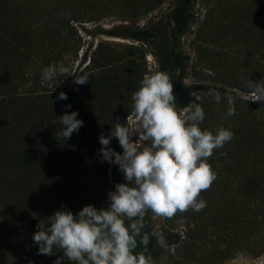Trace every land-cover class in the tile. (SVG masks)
<instances>
[{
    "label": "trees",
    "instance_id": "16d2710c",
    "mask_svg": "<svg viewBox=\"0 0 264 264\" xmlns=\"http://www.w3.org/2000/svg\"><path fill=\"white\" fill-rule=\"evenodd\" d=\"M163 1L53 0L46 4L41 0L40 4L38 0H23L14 9L9 8L14 21L9 33V4L0 0V264H54L57 257L63 256V250L58 247L53 248L52 255L37 254L33 235L38 231L37 224L57 210L72 211L66 197L69 173L81 174L92 155H83L79 146L78 157H73L69 138L56 137L61 125L55 118L65 111L70 113L71 108L78 110L83 121L88 120L93 127L89 128L90 132L81 127L76 136L81 141L88 137L84 139L96 148L100 134H106L117 116L111 114L117 108V101L126 97L124 101L130 113L132 93L139 88L134 81L135 73H131L137 67L134 60L118 59L99 51L82 68L90 75L88 82L76 85L74 91L65 89L67 100H56L57 93L35 81V65L44 69L54 62H65L67 55L69 61L73 60L74 69L82 48L75 24L99 21L110 15L139 19ZM194 2L182 0L172 14L168 34L162 33V29L141 28L103 32L155 44L161 71L167 72L173 81L178 109L188 107L186 102L179 104L180 96L187 91H220L200 84L187 87L179 77L187 71L190 57L178 50L177 42L190 29ZM251 13L244 17L247 20L241 30V41H245L234 44L233 57L242 56V61L252 67L257 83L264 80V0L263 6ZM161 45L167 50L162 52ZM86 60L87 53L82 55L78 68ZM246 92L254 93L251 86ZM234 106L232 116L225 115L227 108H219L217 119L207 126L213 132L225 127L235 134L230 142L214 150L208 162L216 172L215 180L233 179L236 191L243 196L234 223L240 215L245 218L247 226L242 234L250 241L260 228L263 227L264 233V100L250 98L243 102L244 107L236 102ZM215 180L208 189L215 185ZM153 230L151 221H146L150 254L156 243V238L151 236ZM232 230L238 233L237 227ZM69 263L73 264L67 259L61 261V264Z\"/></svg>",
    "mask_w": 264,
    "mask_h": 264
},
{
    "label": "rangeland",
    "instance_id": "374dc122",
    "mask_svg": "<svg viewBox=\"0 0 264 264\" xmlns=\"http://www.w3.org/2000/svg\"><path fill=\"white\" fill-rule=\"evenodd\" d=\"M21 1L23 2V0H7L9 33L14 24L9 8L14 9L15 4ZM40 1L38 0V3ZM42 1L46 4L53 2V0ZM181 2L182 0H164L162 5L139 19L110 15L99 21L75 24L82 39V48L74 70L81 71L89 63L91 57L102 51L118 59L134 60L137 67L135 70L131 69V73H135L134 81L140 86V81L146 73L161 71L157 56L159 49L152 42L138 41L123 36H109L103 32L116 28H141L162 29V33L168 34L172 26V14ZM261 6H263V0H195L192 5L190 29L177 42L178 50L190 57L187 71L179 77H182V82L187 87L200 84L220 89V91H187L180 96L179 104L186 102L188 107L185 109L189 110L195 107V104H189L199 102L196 97L200 98L206 113L204 121L200 124L202 129L207 128L208 124H212L217 119L219 108H228V95L232 96L234 103H238L241 108L244 107V101L258 98L254 96V93L246 92L251 86V81L256 82L252 67L242 61V56L233 57V52L235 45L245 41H241L243 22L247 20L244 17L251 16V12ZM166 48L163 45L161 51L164 52ZM85 53H87V60L78 68L82 55ZM65 57L64 63L72 66L73 60L69 61L67 55ZM206 69H210L214 75H209ZM34 70L37 74L35 81L38 80L40 87L51 89L57 95L65 89L75 90L76 84L73 80L79 73L68 77L58 76L57 80L51 83H42L43 69L35 65ZM217 92L221 94L219 103L215 99ZM124 100L127 98L122 97L118 100L117 108L113 110V113L111 111V114L117 116L112 119L106 134L116 123H127L132 130L133 140H136L139 125L134 119L133 109L128 113L129 108H126L127 102ZM74 110L75 108H71L70 112ZM82 116L79 113L77 118L82 119ZM89 124L90 122L86 120L82 127L88 128L90 132L89 128L93 126ZM78 132H74L69 138V147L72 148L70 154L78 157L80 146L84 151L83 155L88 153L92 157L89 160L90 163L88 162L85 169H82L81 174L76 171L69 173V191L66 192V197L69 198V206L74 215L89 204L97 209L106 208L111 203L108 200V192L115 190L117 183L127 182L118 165L102 162L100 152L102 145L99 143L100 145L94 148V145L84 139L88 138L86 136L82 141L79 140L76 136ZM143 146L142 143L141 147ZM109 147L117 152H123L118 138H113ZM234 190L235 193H233ZM200 198L206 201V207L199 212L189 208L185 212H177L173 217L168 218L156 216L150 213V210H146L145 222L151 221L154 229L163 233L168 245L167 248L162 247L156 240L151 254L153 264H264L263 227L256 231L250 241H246L242 234L243 228L247 226L245 218L240 215L236 217L237 220L234 223L237 206L240 204L242 207L244 199L236 191L233 179L228 177L216 179L212 188L201 191L198 199ZM136 219L138 218H133V220ZM130 222L125 221L126 224ZM234 226L237 227L238 233L232 230ZM143 232L145 228L142 234ZM139 240L140 237H137L138 247L135 250L137 252L143 248Z\"/></svg>",
    "mask_w": 264,
    "mask_h": 264
},
{
    "label": "clouds",
    "instance_id": "9594fccd",
    "mask_svg": "<svg viewBox=\"0 0 264 264\" xmlns=\"http://www.w3.org/2000/svg\"><path fill=\"white\" fill-rule=\"evenodd\" d=\"M205 71L214 75L210 69ZM64 75H75L76 85H84L90 78L88 72L75 71L71 65L59 61L43 69L42 83H51ZM251 90L259 100H264V80L251 81ZM67 99L65 92L56 97ZM131 99L134 119L139 125L138 138L133 140L127 123H116L108 134L102 132L99 136L102 162L118 165L127 182L117 183L115 190L108 192L111 203L106 208L97 209L89 204L75 215L67 209L57 210L36 226L33 241L38 245L37 254L52 255L54 247L63 250V256L57 257L54 264H61L63 259L73 264H153L148 248L150 234H142L146 210L171 218L189 208L199 212L206 207V201L198 199L199 194L216 178L208 158L215 149L230 142L234 132L225 127L215 132L202 129L200 124L206 113L199 97H196L199 102L189 104H195L194 108L178 109L173 81L165 71L146 73ZM215 99L220 102L219 92ZM227 104L225 115H234V99L230 95ZM78 115V110L65 111L56 117L61 125L56 137L70 138L78 132L84 124ZM113 138H118L122 153L109 147ZM126 220L131 222L126 224ZM151 236L160 246L168 247L163 233L154 229ZM137 237L143 245L140 252L135 251Z\"/></svg>",
    "mask_w": 264,
    "mask_h": 264
}]
</instances>
